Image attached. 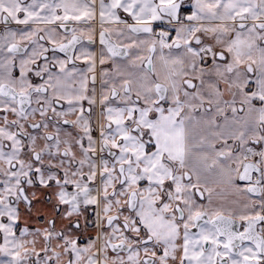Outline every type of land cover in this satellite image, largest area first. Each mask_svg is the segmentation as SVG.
Segmentation results:
<instances>
[{
	"label": "snow or ice",
	"instance_id": "obj_1",
	"mask_svg": "<svg viewBox=\"0 0 264 264\" xmlns=\"http://www.w3.org/2000/svg\"><path fill=\"white\" fill-rule=\"evenodd\" d=\"M0 264H264V0H0Z\"/></svg>",
	"mask_w": 264,
	"mask_h": 264
}]
</instances>
